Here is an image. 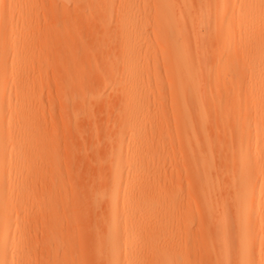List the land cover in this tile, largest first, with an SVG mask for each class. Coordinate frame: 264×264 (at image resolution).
Listing matches in <instances>:
<instances>
[{
    "label": "bare ground",
    "instance_id": "bare-ground-1",
    "mask_svg": "<svg viewBox=\"0 0 264 264\" xmlns=\"http://www.w3.org/2000/svg\"><path fill=\"white\" fill-rule=\"evenodd\" d=\"M30 3L0 0V52L21 53L14 42L25 23L15 8ZM33 3L63 18L73 12L89 29L98 17L100 38L112 32L119 42L120 56L103 61V71L79 68L70 59L64 79L55 81L56 94L72 109L70 134L80 136L79 119L88 120L97 104H109L103 98L108 91L117 103L113 122L118 126L100 129L101 138L90 143L94 178L85 191L74 187L64 202L63 173L53 167L56 158L51 156L55 134L47 127L54 125L53 113L47 114L40 102L31 111L28 82H20L11 96L10 82L22 73L23 61L17 54L10 60L0 54V264H23L19 255L27 258L24 254L31 252L25 233L31 215L52 239L43 249L52 255L49 264H84V249L77 246L86 225L80 223L87 216L90 264H193L190 254L195 250L206 264H261L264 0ZM234 20L239 35L231 38L225 23ZM49 30L62 44L72 37L56 25ZM217 35L221 44L213 48ZM158 62L168 80L170 111L164 110L163 96L152 91L161 88ZM234 64L237 74L230 68ZM89 79L96 80L97 88L85 85ZM94 125L92 135L99 131ZM156 133L168 151L161 167L150 166L149 146ZM77 148L68 147L67 154H84ZM33 167L40 189L34 214L25 195ZM149 173H161L162 179L136 187L137 179ZM153 186L157 188L150 193ZM193 224L203 232L199 238L185 232ZM158 237L162 244L155 241ZM62 240L66 248L57 258L53 245Z\"/></svg>",
    "mask_w": 264,
    "mask_h": 264
},
{
    "label": "rangeland",
    "instance_id": "rangeland-1",
    "mask_svg": "<svg viewBox=\"0 0 264 264\" xmlns=\"http://www.w3.org/2000/svg\"><path fill=\"white\" fill-rule=\"evenodd\" d=\"M9 1L11 2V0H7V2ZM231 4H233V2H231ZM15 14L16 17L22 15L23 22L25 23L23 25V32L21 37L18 38L16 42H14V44L19 46L18 50L21 53L18 54L16 52H0V54L4 55L5 58L9 60L12 58V56L17 54V56L21 59V62L23 61L22 64L24 67L21 70L22 73H19L17 75L15 81L10 82L12 90H9L8 92H10L11 96L13 97L14 88L20 82H28L29 88L25 93L30 96L32 106L31 111H35L38 103L40 102L42 103L41 107L44 108L47 114L53 113V118L55 119L53 120L55 121L54 125H52V127L47 126L48 128H53V132L55 134V150L52 152L51 156H54L56 158V161H54L53 163V167L60 168L62 170L63 186L61 189V199L64 202H67L71 197L72 189L74 187L82 189L83 186V189L85 191V186L87 185V183L94 178V166L90 163L94 158L91 159L93 154L90 153L93 152L90 150V147L94 143L92 141L101 138L103 134V131H101L102 128H106V130L108 129V127L117 128V123L113 122V119L116 117L117 113V103L113 98L112 92L108 91L107 93H105L103 95V98L105 99V101H108L109 104H97L95 107H93L88 120H83V118H81L82 116L80 115L78 117L81 118L79 119V128L83 133L80 136L76 137V135L72 133L70 134V130L71 128H73V123H71V117L73 115L72 109H68L66 104H63L59 96L56 94L57 87L55 81L58 83L62 79H64L67 74L65 65L67 64V60L69 61L70 59H72L79 68L86 70L99 69L103 71V61H112L115 57L120 56L121 46L118 41L113 40L112 32L107 36H103V40L100 38L102 36V32L101 29L97 27L100 22V19L98 17H95V19H93V21L95 20L96 23L92 21L94 24L89 29L86 21H82L81 18L77 19L76 17H74L73 12L70 13V18H63L61 17L62 13H50L37 8L33 3V0H31V3L28 7L26 6L24 8H15ZM262 21L264 22V18L262 19ZM54 25H56L57 27H61L62 30L72 36L70 38H67V40L64 42L65 44H62L61 40L52 31L49 30V28ZM225 26L227 27L228 35L231 36V38H234L235 35H239L236 20L231 21L227 25L225 23ZM221 38L222 37L219 35L214 37L215 44L213 43V48H217L218 46H220ZM251 45L252 44H250V46ZM248 55L250 56L252 54L249 53ZM158 66L161 69V88H153L152 91L153 93L158 92L163 96V101L165 100L164 110L170 111L168 80L164 74V64L162 62H158ZM230 68L232 69L233 73L237 74L235 64L231 65ZM212 82L214 81H210L208 85H213ZM85 85H89L90 89H95L97 88L98 83L95 79H89L88 81L85 80ZM218 87L220 88H213L214 93L220 92L219 90L223 87V85H220ZM100 90L102 91L103 88H101ZM226 96L227 95H224V98ZM107 121L109 122L107 123ZM94 123L99 126V131L97 132V134L92 135L94 132ZM154 126H156L155 123L152 124V127ZM149 127H151V125H149ZM95 136L97 137L95 138ZM160 137L161 136L159 135V133H156V135L152 139V142H150L149 154L150 157H152L150 166L159 165V167H161L167 157L168 151L164 147L163 140ZM78 138H80V140H78ZM82 145L84 148H82ZM70 146H72V148L81 147L84 154H79L80 152H78V154L73 153L72 155L69 153L67 154L68 147ZM85 148L88 149L89 152L86 151ZM100 152L102 151L100 150ZM70 155L72 156V158ZM38 161L39 159L37 160V162ZM45 167L46 166H44V168ZM31 171L32 172L30 174V179L27 183L28 188L25 192V195L29 198V212L31 213L32 211L34 214L40 200V189L38 188V173L34 172V167L31 169ZM74 175L75 177H73ZM153 175L154 173H149V176H145L143 177V179L142 177H139L137 179L136 187L141 186L143 182L147 180L152 182L155 178H158V180L162 179L161 173L155 174V176ZM72 178L74 183L72 182ZM182 179H186L184 174H182ZM156 188V186H153L150 193H153L154 189ZM58 194L60 196L59 191ZM64 210L65 207L63 209L61 208L60 213L62 211L64 212ZM63 212L61 214H63ZM192 213L196 214L198 212L196 209H194ZM32 217L33 216L31 215L28 218V226L25 231L32 247L31 252L24 254L26 256L28 255L27 258L24 257L22 253L19 255V257L23 258V264H49L52 262V255L50 257L47 256L46 250L44 251L43 249H45L44 247L46 245L50 244L52 239H50L46 235L44 227H42L35 221H32ZM87 218L89 217H85L84 222L82 221L83 219L80 220L82 221L80 223L81 226L83 225L82 223H86V225H83V228L85 229H83L84 231L82 232V237L79 242L81 245L78 243L81 247L77 246L78 249H84L82 250L85 256L84 264H90L92 256L91 254H89L91 253L89 251L91 250V243H85V240H88L87 237L90 238L92 236L90 229L91 220L90 218ZM85 220L88 221L86 222ZM183 221L185 220L182 219V222ZM182 227H184V224ZM184 231L185 230L183 228V232ZM185 232L194 238H199L203 233L196 224L191 225V227L188 228V230ZM90 241L88 240L87 242ZM155 241L162 244L163 240L161 237H158L155 239ZM89 245L90 247H88ZM53 248L55 250V256H57V258H62L63 251L66 248L63 240L62 242H58L57 244L53 245ZM87 248H89V250ZM262 250L264 251V248ZM79 252L80 250H77V253ZM190 260L193 262V264H206L204 263L203 255L198 252V250H195L190 254ZM261 264H264V261H262Z\"/></svg>",
    "mask_w": 264,
    "mask_h": 264
}]
</instances>
